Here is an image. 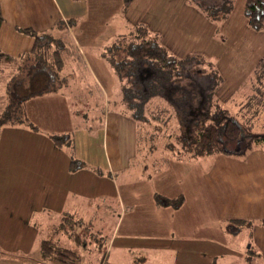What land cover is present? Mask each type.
Wrapping results in <instances>:
<instances>
[{"label": "rangeland", "instance_id": "374dc122", "mask_svg": "<svg viewBox=\"0 0 264 264\" xmlns=\"http://www.w3.org/2000/svg\"><path fill=\"white\" fill-rule=\"evenodd\" d=\"M135 1L137 10L133 13L137 14L138 22L151 27L154 30L151 31L152 35L156 36L170 53L184 60V63H189L185 67L186 75H197L203 72L202 70L204 73H210L212 78L215 75L219 85L215 86L213 100L243 119L242 103L252 92L251 82L254 80L256 64L260 58H264V31L255 30L250 26L245 15L246 0H227L215 8L211 6V9L205 5L216 4V0ZM106 6H98L107 12L101 15L102 21L90 14L93 18L87 22L90 30L87 37H92L95 43L92 46L84 45V50L90 49L92 54H101L103 57L105 46H102V40L111 36L121 15V7L116 3L111 7ZM61 36L60 39L63 38L65 42L62 49L64 65L56 86L50 92H62L74 110L75 131L72 136L75 149L71 154L68 150L67 152L70 156L73 155L77 168L70 166V158L66 154H62L60 150L55 151L56 145L48 142L47 133L41 129H33V125L27 121L14 124L8 122L0 128V247L7 252L0 254V264H26L23 257L27 254L23 252L30 250L35 253L40 248L39 242L44 238L70 248L76 255L69 254L66 257L56 253L55 258H36L34 264H254V260L244 257L240 250L230 245L228 248H222L214 242H197L190 246L170 245L178 250V254H162L161 258L157 253H140L147 248L140 249L138 253L141 245L137 240L129 242L126 238H121V234L113 237V240L110 239L111 231L121 215L118 195L113 196L118 194L114 187L118 186V191L123 194L119 200L125 201L127 191L121 180L122 176L137 179L142 172L152 174L166 166L167 156L170 154L185 156L187 153L177 152L182 148L179 143L175 141L177 150L171 151L166 143L170 140L169 134L171 139H174L181 135V129L185 130L187 126L181 128L179 118L172 108L165 115L171 116L167 124L164 123V118H153L150 110L171 107L167 99L157 95L146 105L147 121H139L143 127L139 128V133H136L138 122L133 115H130L131 124L127 126L128 129L126 125L118 127L114 121H111L107 128V117H114L124 104L122 99L125 91L121 85L122 80L116 76L112 78V85H108V89L112 92L113 99L108 104L104 91L96 85L85 68L77 46L71 43L70 36L64 31ZM2 68L0 117L9 102L8 82L20 74L14 64ZM103 80H108V83L111 81L110 78ZM203 82L205 84L204 79ZM18 115L22 113L18 112ZM123 122L125 124V121ZM253 131L255 134H264V110L254 119ZM131 134H136L137 138L139 136V151L134 149L135 143L138 142L137 140L134 143V136L127 142V137ZM104 137L106 141L107 138L110 141L111 149L112 141L118 140L119 148L129 152V155L133 153L134 156L131 160L132 167L128 159L126 165L120 167L130 168L124 172L116 170L117 179L115 173L108 169ZM248 138L249 136L245 139ZM47 152L52 154L49 160L45 157ZM43 168L48 172L44 177L50 179L51 185L59 181L67 185L66 189H56L53 186V190L49 192L52 204L60 200L59 195L66 193V198L70 201L68 207L77 212L65 215L62 224L53 221H48V224L43 221H29L33 214L29 212L34 208L36 197L39 196L42 200L47 198V193H41L38 189L41 175L38 177L33 174H43ZM73 171L75 174L72 175ZM73 181L79 182L80 186L71 194L68 186L73 184L74 188L78 187ZM79 196H83L84 200L78 206L75 200ZM90 203L91 207L88 206ZM53 213L58 217L59 214ZM34 216L37 219L39 217L35 213ZM231 228L230 225L227 228L229 242H232L235 248L247 250L251 245L248 239L249 230L242 228L235 233ZM157 246L153 249L158 250ZM59 258L63 260L59 261ZM263 261L257 260V263L264 264Z\"/></svg>", "mask_w": 264, "mask_h": 264}, {"label": "crops", "instance_id": "0c3cea01", "mask_svg": "<svg viewBox=\"0 0 264 264\" xmlns=\"http://www.w3.org/2000/svg\"><path fill=\"white\" fill-rule=\"evenodd\" d=\"M115 3L121 7V15L111 36L102 40L104 43L102 46L111 44V40L119 34L128 33L143 24L138 22L137 14L133 13L137 10L134 5L135 0L132 3H127L126 0H0L3 16V22L0 25V50L13 56L29 52L33 48L34 38L20 31L19 28H32L38 32L51 31L56 36H61L63 29H59L56 25L64 23L65 29L67 28L65 34L70 36L71 43L77 46L85 68L95 80L96 85L104 91L109 104L113 95L108 85H112L114 76H119L105 56L92 54L90 49L84 50V45L92 46L95 43L92 37H87L90 32L87 27L88 19L91 21L92 16L95 15V19L101 20V15L107 12L105 9H99L98 6L111 7ZM148 28L154 31L151 27L148 26ZM109 78L111 79L109 83L108 80H103ZM61 93L58 90L30 98L25 104V113L27 122L33 125L32 128L38 131L41 129L47 133L48 142L56 145L55 151L60 150L62 154H66L70 158V166L76 169L77 162L72 158L73 155L70 156L75 149L72 136L75 131V114ZM122 103H124L123 99ZM124 106H126L125 103L119 108V112L114 114V117H107V128L111 121L117 123L118 127L126 125L127 128L131 124L130 114ZM136 124L137 133L139 123ZM103 125H106V120ZM55 135H65L67 142L57 144L53 137ZM133 136L134 143L138 140L134 149L139 151V136L138 138L136 134ZM133 136L129 135L127 142L131 137L133 139ZM51 144L49 143L50 146ZM105 145L108 169L115 173L117 179L116 170L124 172L132 167L133 153L129 155V152L121 150L118 140L112 141V149L108 138L107 141L105 139ZM251 147L243 153L217 152L201 156L170 154L167 156V165L152 174L142 172L137 179H133L135 177L132 178V176H122L121 180L126 187L127 198L125 201L119 200L123 194L118 191V186L114 187L118 194H113V196L118 195L121 215L111 231L110 239L113 240V237L121 234V238H126L129 242L137 240L141 245L138 253L140 249L147 248L144 249L146 251L142 250L140 253H157L161 255V258L162 254H178V250L171 248L170 245L190 246L197 242H214L222 248H228L230 245L240 250L244 257L249 260L253 259L254 264H258L257 260L263 261L264 146L253 144ZM51 155L46 153L47 160ZM128 159H130V167H120L126 165ZM42 173L34 172L33 174L38 177L39 174L41 175L38 189L41 193L46 192L47 198L42 200L39 196H35L34 208L29 212L33 214L29 221H43L46 224L48 221H53L62 224L65 215L77 212L68 207L70 201L67 200L66 193L59 195L60 200L52 204L49 192L53 190V186L56 189H66L67 185L60 181L51 185L50 179L46 178V180L44 177L46 173L48 174L46 168H43ZM73 174H75L74 171ZM73 182L78 187L74 188L73 184L68 186L71 194L80 186L79 182ZM165 199H177V205L166 204ZM83 200V196H79L75 204L79 206ZM88 206L91 207L92 203ZM52 211L59 214L58 217ZM34 213L39 216L38 219ZM234 219L245 220L240 229L249 230L248 239L251 245L247 250L235 248V245L227 239V228ZM57 226L60 228L59 224ZM121 229L123 230L120 231ZM44 239L39 242L40 248L35 253L30 250L23 252L27 254L23 257L26 264H32L36 258H41V243ZM156 245L159 247L158 250L153 249ZM0 252V254L7 253L2 247H0Z\"/></svg>", "mask_w": 264, "mask_h": 264}, {"label": "trees", "instance_id": "16d2710c", "mask_svg": "<svg viewBox=\"0 0 264 264\" xmlns=\"http://www.w3.org/2000/svg\"><path fill=\"white\" fill-rule=\"evenodd\" d=\"M132 1L126 0L127 3ZM216 1L217 5L207 4L205 7L215 8L227 0ZM245 15L252 28L264 31V0H246ZM2 22L0 7V25ZM56 27L67 32L64 23H58ZM19 30L32 36L34 45L29 52L17 56L0 50V71L3 66L13 64L20 70L19 76L8 82L9 102L0 117V128L8 122L14 124L27 121L26 102L34 96L50 92L56 86L64 65L62 49L65 42L63 38L60 39L62 36H56L51 31L38 32L32 28ZM103 53L115 69L119 80H122L125 91L123 102L129 114L137 119L139 128H143L140 124L142 120L147 121L146 105L157 95L167 99L171 107L150 110L153 118H164L163 121L167 124L171 116L165 115L172 108L179 118L181 128L187 126L188 132L181 129V135L174 139L168 135L170 140L166 145L169 149L175 150L176 144L179 143L182 148H178V153L201 156L217 152L243 153L252 148L253 143L264 146V134H255L253 131L254 119L264 110V58H260L256 64L254 80L251 82L252 92L242 103L243 120L229 108L213 100L215 86L219 85L215 75L212 78L210 73H204L201 69L203 72L200 74L187 76L185 67L189 63H184V60L170 53L145 24L128 33L119 34L111 44L105 46ZM18 112L22 115H18ZM247 136L249 138L245 139ZM53 137L57 144L67 142L65 135ZM177 201L165 199L166 204L177 205ZM244 222V219H234L230 224L231 229L234 232L239 231ZM56 253L66 257L69 254L76 255L70 248L44 239L41 243V258L47 260ZM61 260L63 259L59 258V261Z\"/></svg>", "mask_w": 264, "mask_h": 264}]
</instances>
